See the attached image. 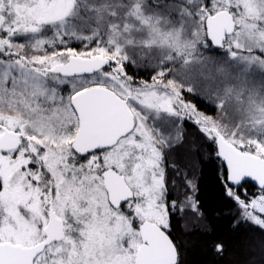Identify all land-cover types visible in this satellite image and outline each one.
Listing matches in <instances>:
<instances>
[{
    "label": "rangeland",
    "instance_id": "obj_1",
    "mask_svg": "<svg viewBox=\"0 0 264 264\" xmlns=\"http://www.w3.org/2000/svg\"><path fill=\"white\" fill-rule=\"evenodd\" d=\"M203 1L0 0V126L22 140L16 150L0 151V242H39L53 204L65 234L34 264H133L139 223L167 228L176 206L196 208L187 195L170 210L164 204L162 147L184 140L185 121L215 145L220 136L264 157V0H207V7ZM220 10L231 14L234 30L215 50L205 21ZM63 35L71 39L58 45ZM106 46L118 57L107 56ZM70 55L104 56L111 64L90 75L50 72ZM127 61L138 70L163 64L168 78H135ZM83 83L125 99L134 125L114 146L91 155V174L82 169L78 177L81 165L74 167L68 152L77 128L70 98ZM107 167L135 194L122 214L105 203L101 171ZM236 201L237 218L264 228L261 190ZM188 213L178 214L185 229L193 221Z\"/></svg>",
    "mask_w": 264,
    "mask_h": 264
},
{
    "label": "water",
    "instance_id": "obj_2",
    "mask_svg": "<svg viewBox=\"0 0 264 264\" xmlns=\"http://www.w3.org/2000/svg\"><path fill=\"white\" fill-rule=\"evenodd\" d=\"M207 21L208 36L212 45L219 48L234 30L232 16L227 10H220L208 15ZM109 63L104 56L70 55L50 71L67 77L90 75L109 66ZM70 104L77 118V128L71 141V147L77 154L111 146L133 128V114L127 101L110 88L94 85L81 89L71 96ZM0 127V151L17 148L20 134ZM216 150L229 186L236 188L248 181L257 189H264V157L238 150L220 136L216 138ZM101 177L110 206L117 208L133 197V190L125 177L115 169H104ZM138 233L140 243L133 257L134 264H177V246L157 222L142 221L138 225ZM44 234V239L29 246L0 242V264H34L46 246L61 239L62 225L52 211Z\"/></svg>",
    "mask_w": 264,
    "mask_h": 264
},
{
    "label": "trees",
    "instance_id": "obj_3",
    "mask_svg": "<svg viewBox=\"0 0 264 264\" xmlns=\"http://www.w3.org/2000/svg\"><path fill=\"white\" fill-rule=\"evenodd\" d=\"M203 3L207 7L208 1L204 0ZM207 20L208 16L205 21L207 39L217 50L221 46L215 48L212 45L207 32ZM60 38L58 45L63 43L65 45L67 39H71L69 35ZM81 41H76L75 45ZM105 48L103 52L107 56L118 57L111 47ZM109 67H104L103 70ZM124 67L127 74L135 78L149 80L158 74L168 78L166 66L160 63L150 70L133 68L129 61L125 62ZM89 85L91 84L78 85L75 91L87 88ZM200 101L196 97L194 103L201 110ZM195 128L185 121L184 140L169 147H162L164 204L170 210L171 203H180L181 197L187 195L194 199L196 205L195 210L192 211L177 203L179 207L176 206V209L168 215V227L164 229L177 246L179 254L177 264H264V228L237 218L236 201V198L253 197L260 190L264 193V189H257L248 181L236 188L229 186L215 143L207 140ZM189 138H192V141H189ZM189 145L192 146L190 150L187 149ZM228 188L232 193L228 192ZM184 212H190L191 214H188L193 220L186 229L183 228L185 218L178 215Z\"/></svg>",
    "mask_w": 264,
    "mask_h": 264
},
{
    "label": "flooded vegetation",
    "instance_id": "obj_4",
    "mask_svg": "<svg viewBox=\"0 0 264 264\" xmlns=\"http://www.w3.org/2000/svg\"><path fill=\"white\" fill-rule=\"evenodd\" d=\"M88 87H90V86H88ZM84 89V88H83ZM79 91V90H78ZM133 122H134V120H133ZM1 128V127H0ZM2 130V129H1ZM21 142H22V140H21V136H20V144H19V146L17 147V148H19L20 147V145H21ZM115 144H113V145H111V146H106V147H104V148H101V149H99V150H95V151H93V152H89V153H86V154H83V155H80V154H77L73 149H72V147H71V142H70V144L68 145V152H69V154H71L70 156H72V157H70V159H71V162L74 164V167H77V163H79L81 166H80V169L78 170L77 169V171L79 172V173H77V176L78 177H84V176H81L80 174L82 173V169L83 170H85L84 171V174L85 175H90L91 173H90V171H89V168L87 167V163H88V161H87V159L91 156V155H93V154H96V153H99V152H102V151H104V150H106L107 148H110V147H112V146H114ZM17 148H15V149H11V150H7V151H4V152H9V151H14V150H16ZM77 164V165H76ZM108 168V167H107ZM104 170V169H103ZM102 170V171H103ZM102 171H101V173H102ZM76 174V173H75ZM102 178V177H101ZM132 189V188H131ZM134 191H133V197L131 198V199H128L126 202H124L121 206H119V207H117V208H114V207H112V206H110L109 205V203H108V200H107V194H106V200H105V203H106V206L108 207H110L112 210H113V212H116V211H118L120 214H122L123 213V211H124V209H125V207H126V205L128 204V203H130L131 201H133L134 200ZM50 211H52L53 213H54V215H55V217H57L59 220H60V223H61V225H62V237H61V239H59V240H57V241H53L51 244H53V243H58V242H60V241H62V239H63V237H64V234H65V223L63 222V220L57 215V213L55 212V209H54V207H53V204H50L49 205V207H48V212H47V221H46V223L44 224V226H43V237H42V239H44V237H45V234H44V228L46 227V225H47V223H48V220H49V216H50ZM71 222H73L74 221V219L72 218L71 220H70ZM140 224V223H139ZM138 224V225H139ZM39 225H41V224H39ZM138 225H137V228H138ZM86 236V234H82V237H85ZM77 237V236H76ZM77 238H80V235H78V237ZM41 239V240H42ZM140 243V242H139ZM50 245V244H49ZM48 245V246H49ZM48 246H46V248L48 247ZM45 248V249H46ZM45 249L41 252V253H43L44 251H45ZM40 253V254H41ZM39 254V255H40ZM117 257H114V258H112V261H114L115 259H116ZM105 261V260H104ZM111 260H106L105 262H110ZM96 263H97V261H96ZM134 264V263H133Z\"/></svg>",
    "mask_w": 264,
    "mask_h": 264
},
{
    "label": "bare ground",
    "instance_id": "obj_5",
    "mask_svg": "<svg viewBox=\"0 0 264 264\" xmlns=\"http://www.w3.org/2000/svg\"><path fill=\"white\" fill-rule=\"evenodd\" d=\"M216 152H217V150H216Z\"/></svg>",
    "mask_w": 264,
    "mask_h": 264
}]
</instances>
